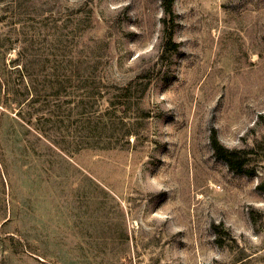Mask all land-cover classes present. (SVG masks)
Wrapping results in <instances>:
<instances>
[{
	"label": "rangeland",
	"instance_id": "rangeland-1",
	"mask_svg": "<svg viewBox=\"0 0 264 264\" xmlns=\"http://www.w3.org/2000/svg\"><path fill=\"white\" fill-rule=\"evenodd\" d=\"M173 12L0 0V264H264V0Z\"/></svg>",
	"mask_w": 264,
	"mask_h": 264
},
{
	"label": "trees",
	"instance_id": "trees-1",
	"mask_svg": "<svg viewBox=\"0 0 264 264\" xmlns=\"http://www.w3.org/2000/svg\"><path fill=\"white\" fill-rule=\"evenodd\" d=\"M173 2L174 0H162L163 6V17H162V24H163V33H164V43H163V50L161 53V59L164 58L167 54L176 52L178 48V44L172 40L173 31H174V12H173ZM130 88V84L126 86L120 87V89L128 90ZM121 93H115V97L120 96ZM117 100V99H116ZM111 107L106 108L103 115L105 118L110 119L111 113H114L116 109L123 108L124 101L117 100L113 101L110 100ZM129 133H134L130 127L126 129V135ZM211 147L213 149V153L215 157L224 160L229 168L236 172H244L245 166L250 160L253 154L257 153L258 150L255 146L248 147V148H227L223 146L217 136L216 132L211 134Z\"/></svg>",
	"mask_w": 264,
	"mask_h": 264
}]
</instances>
